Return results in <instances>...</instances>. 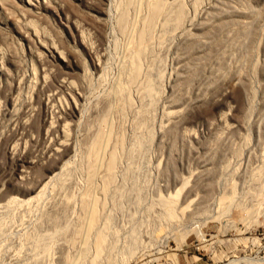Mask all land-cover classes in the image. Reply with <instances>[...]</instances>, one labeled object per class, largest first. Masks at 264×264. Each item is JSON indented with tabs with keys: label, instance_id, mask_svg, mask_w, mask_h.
<instances>
[{
	"label": "rangeland",
	"instance_id": "rangeland-1",
	"mask_svg": "<svg viewBox=\"0 0 264 264\" xmlns=\"http://www.w3.org/2000/svg\"><path fill=\"white\" fill-rule=\"evenodd\" d=\"M128 1L0 0V51L4 55L8 51L16 54L19 62L18 67L14 69L16 77L28 74L32 64L39 67L37 60L35 61L30 54L28 41L23 36V30L27 28L26 22L33 20L35 25L44 29L51 42L58 45L62 40L64 46L75 50L81 64L78 66L75 58L76 60L71 62V67L82 80V84L77 85L82 93L80 101L82 111L78 116L79 122L74 129L75 132H71L79 141L77 143L75 141L74 152L66 162L65 170L56 175V178L54 176L49 179L37 198L29 202L11 203L9 207L0 206V264H65L67 261L66 264L74 262L77 264L83 237L76 241V247L69 246L65 244L67 242L64 232L72 230L80 216L84 218L85 215V221L81 222L84 224L87 222V214L81 215L80 211L84 197L89 198L91 202L95 201L99 206L100 217L97 223L99 228L106 225V218L110 217L108 219L110 228L104 226L106 230L104 233L108 234L106 237L110 238V241L108 240L105 251L98 256L97 264H264V0H224L226 8L229 5L238 13H243L242 19L245 21L251 19L253 11L257 12L259 21L256 24L255 41L253 39L251 43L254 52L248 61L243 56L244 40L241 41L242 35L240 37L241 33L238 30L242 25H239L238 21L236 24L233 20H231L233 23L228 21V25L223 24L221 29L213 33L214 29L210 31L212 35L215 34L212 45L209 46L211 49L208 47L206 53L205 51L204 54L203 51L198 53L202 56L196 54L197 56L184 58L185 48L180 47L173 30L172 32L171 29L162 28L160 17V21H156L158 23L155 24V32L154 30L152 32L154 35L151 34L152 37L147 42L148 53L141 60V75L135 83L129 84L130 87L125 81L124 72L131 56L128 48L133 44L130 42L133 41L131 38L135 40L136 32L141 26L139 22L147 14V9L144 6L145 0H132L128 8L129 26L121 31L118 25L120 13ZM221 1L181 0L188 19H193L196 23L200 21L199 24L211 16V9L215 4L220 6ZM104 8L105 12L102 11ZM220 9L219 12L223 13L225 6L223 8L221 6ZM9 12L17 17L19 20L17 24L13 23ZM67 18H70L69 20L75 18L79 35L75 27L67 23ZM188 24L189 21H186L185 26L191 31L192 26ZM79 38L87 48L81 45ZM206 39L202 35L201 40ZM89 53L99 63L97 68ZM253 66L256 69L254 72L251 69ZM199 70L202 77L199 81H202V84L194 91L189 89L186 92L187 96L206 95L205 106L196 111L197 114L185 113L182 120L177 119L180 125L177 122L178 133L174 135L175 137L166 134L161 139L158 137L159 130L163 123L168 125L165 115L166 109L170 106L168 101H171L168 96L172 99L181 96L183 78ZM237 72L249 73L246 74L252 89L249 101H244L241 89L239 90L237 85H234L236 89L234 86L230 87L233 93L225 104L218 98L213 99L214 95H211V92L205 91L203 84L206 80L212 82L226 73L227 79L229 75ZM147 73H151L149 77L154 85L157 84V88L160 85L158 89L156 88L160 93L157 92L159 97L156 95L158 101L151 111L148 130L138 124V113L144 107H148L147 100L150 99H145L147 96L143 93L144 88L141 89L145 83L147 85ZM153 79L158 82L154 83ZM117 82L122 83L127 90L131 102L121 112L117 110V105L112 103L107 113L108 118L106 116L109 122L102 127L104 131L106 128L113 129L124 138L123 148L119 149L120 159L115 169L113 185L108 194H103L101 181L104 175V160L107 157L106 152L109 151L107 146H110V149L113 142L108 143L103 152L100 151V154L104 155L98 154L100 159L104 160L100 162L102 159L97 156L98 162L96 158L94 165L100 163V166L97 165L96 168L94 166L97 172H93L91 183L90 167L85 157L83 158L81 139L86 127L88 129L90 125V131L97 128L96 107L114 90ZM196 90L200 92L197 93ZM27 91L28 87L23 93ZM202 91L207 94L204 92L203 95ZM49 102L57 103L51 99ZM53 110H56L55 106ZM246 113L249 115L245 116ZM87 121L94 122L90 124ZM6 123L4 120L3 124ZM164 125L163 128L166 127ZM189 130L192 132L191 138L188 135ZM151 133L153 135H150ZM138 140L142 143L136 146L135 142ZM170 164H174L173 169L168 167ZM207 171L211 176L206 173ZM203 176L209 180H204ZM199 180L201 183L210 182L207 184L213 185L206 187L207 185H202ZM204 185L209 188L208 192ZM190 188L193 190L190 191ZM162 198L170 201L162 200L168 203L167 208H173L172 215L165 213L167 205L163 208L165 203L159 201ZM65 203L70 204L66 207ZM55 213L57 217H53ZM85 226L86 224L83 225V230ZM40 242L42 244L46 242L44 244L47 247L40 245ZM44 248L48 250H43ZM62 253L63 255L69 253L71 262L60 260ZM85 256L83 261L81 259V264H96L92 263L95 256L93 249Z\"/></svg>",
	"mask_w": 264,
	"mask_h": 264
},
{
	"label": "bare ground",
	"instance_id": "bare-ground-1",
	"mask_svg": "<svg viewBox=\"0 0 264 264\" xmlns=\"http://www.w3.org/2000/svg\"><path fill=\"white\" fill-rule=\"evenodd\" d=\"M131 1L132 0H129L128 4H126L127 3V1H126L125 4L128 5V7L126 5H124L125 7L123 9H121L122 12L120 13L119 24H118L120 26L121 31L129 24V22H128V20H129L128 14L129 13H128V11L130 12V10L128 8H129L130 4L132 3ZM220 3H221L220 6H216V4L214 3L215 7H213L211 9V16L207 19L204 18L206 20H202L203 21L202 24H199L200 21L198 23H196L193 19H188L187 15H186L187 13L185 11V7H184L183 3L181 2V0H145L144 6L147 9L146 10L147 14L145 16L143 15L144 17H142L141 21H140V19L138 20V21H140L139 23L141 26L139 25L140 28L136 32L137 35L135 36V40L131 38V40H133V41H130V42L133 44H131L129 42L132 46L131 47L129 45V48H128L131 51V56H129V58H130V59L128 58L129 63H128V65H126L128 67L127 68L125 67V69H124L125 70L124 72L126 73L125 81L128 83L127 85L129 86V84L131 85V84L135 83L136 79L139 77V75H141L140 74L142 72L141 71L142 70L141 69V67H142L141 66V60L144 56H146L145 54L148 53L147 51L149 50V46H148L147 42L150 39V37H152L151 34L154 35L152 32H153V30L155 32V29H154V28H156L155 24L158 23L156 21L159 20L160 17H162L161 18L162 19V28L164 30H169V29H171V31L173 30L175 32L173 34H176V38H177V41L179 42L180 47L185 48V51H186L185 56L186 57L182 53L184 58H187L190 56L191 57L197 56L196 54H198L200 52L202 53V51H203V54H204V51L206 53V49H208V47L210 45H212L211 44L212 39H214L213 35L215 36V34L212 35L210 33V31H212L214 29L212 31V33H213L214 31L221 29L223 27V24L228 25L227 23H229L231 20H233V22H235V24L238 21V24L240 23L239 25H242V26L238 27L239 28L238 30H240L239 32L241 33L240 37H241V35L243 37V38L241 37V41L244 40L242 42L243 43V50H242L243 56H245V59L248 61V58H250L254 52L253 46L251 47V43H252L253 39L255 38L254 37L256 35L255 31H257L256 24H258L257 21H259V20H257V17H258L257 12L253 11L252 12L253 16H251V19L245 21V19L244 20L242 19L243 13L242 14L238 13L233 8H231L229 5L226 8V1H224V0H222ZM217 4L219 5V3H217ZM46 5L48 6V3H46ZM142 5H143V3H142ZM230 5H231V3H230ZM135 6H136V4H135ZM221 6H222V8H223V6H225L223 13H222V11L219 12L221 10L220 9ZM102 11L105 12V8ZM9 13L11 14L9 16L11 17L13 23L17 24V21H19L17 19V17H15V15H13L12 12H9ZM246 14H245V16L248 15V14L247 15ZM40 19H42V17ZM69 19L70 18H67V23H71V25L73 27H75V29L77 30V34L79 35V31H78L79 28L77 25V21L75 20V18H72L71 20H69ZM186 21H189L190 26H192V27H190L191 31L186 28V26H185ZM131 22H132V20H131ZM243 22L245 24L248 23V25L247 24L243 25ZM34 23H35V21H33V20H29L28 22H26L27 28H25L23 30V36L28 41V43L30 45V47H29L30 48V54L35 58V61L37 60V63H39V67L36 64H32L31 69L29 70L28 74H24L21 77H20V75H18L16 77L14 74V69L17 68L19 65V62L17 61V58H16L17 56H15L16 54L14 52L8 51V53L6 55H4L0 51V206H2V207L3 206L9 207V205H11V203L15 204V203H20V202H22V203L27 202V201L29 202L33 198H35L37 195L39 196L40 191L42 190V188L45 185L48 184L49 179H51L54 176L56 178V175H58L62 170H65L64 166L67 165L66 162L68 161V159L71 157V155L74 152V148L76 146L75 141H76V143L79 141V140L77 141L75 139L76 137L74 135H72L71 132L74 131L75 127L77 126V124L79 122L78 116L82 111L81 106H80L81 105L80 101H82L81 88L80 87L77 88L78 84H82V80H81L80 75L77 73V71L71 67V62L75 58L77 59V62L79 64L78 66H80L81 62L78 59V56H77L74 49H72L68 46H64L61 39H60L61 44H58V45H57V43L55 44L54 42H51L49 40V38L47 37V34L44 31V29L42 27H38ZM165 33H167V31H165ZM202 35H203V37H205V39L207 38L205 41L201 40ZM216 37H218V36H216ZM79 39H80L79 42L81 43V45L84 48H87L85 43L82 41V39L81 38H79ZM157 40L159 42L158 38H157ZM215 40H216V38H215ZM254 41H255V39H254ZM160 42H162V41H160ZM217 42H219V40ZM176 45H177V43H176ZM220 46H221V44H220ZM223 46H224V43H223ZM177 47H179V46H177ZM218 47H219V45H218ZM209 49H211V48L209 47ZM177 50H178V48H177ZM185 51H182V52H185ZM89 55L91 56V58L93 60L94 66L97 68L99 63L97 62L96 58L91 53H89ZM175 55H177V53ZM199 55H201V54H198V56ZM194 59L195 58H193V60ZM243 59H244V57H243ZM189 60H191V59H189ZM254 66H253V68L251 67L253 72H254V70L256 71V69H254ZM148 67H150V65ZM259 69H260V67H259ZM152 71L150 70V72H152ZM237 71H239V70H237ZM263 71H264V69H263ZM241 72H243V71H241ZM248 72H250V71H248ZM192 73L189 74L190 76L186 75L182 80L181 86H183V87L181 89H183V90L180 94L181 96L178 97L176 95L178 98H173V99L171 98V96L170 97L168 96L169 100H171V101H168V102H170L169 103L170 106L167 105L168 108L166 109V112H165V115L167 116V120H168V122H166V123H168V125L167 124L164 125V123H163V125L166 127L163 128V125L161 126L159 133H158V137H160L161 139L163 137H165L166 134H170L173 136L176 135L178 133L177 132L178 128L176 129V125L178 122L177 119L182 120L183 115L185 113L186 114L187 113L190 114L191 112L195 113L196 111L201 109L206 104V102H205V96L206 95L204 97L201 94L200 95L196 94L194 96L193 95L187 96V93H188V92H186L187 90L189 91V89H191V91L192 90L194 91V89H197L202 84L201 83L202 81H199L202 78L200 75L201 71L199 70V71L195 72L194 74H192ZM150 74L147 75L148 77L146 76L148 78L147 79V81H148L147 85L145 83V85H143V87H141V89L144 88V89H142V90H144V92L143 91L142 92L144 93V95L147 96V97L144 96L145 99L150 98L149 99L150 101L147 100V102L149 103V104L147 103L148 107H144V108L142 107L143 109L140 110V112L138 113V124L140 126H143V127L145 126L147 128V130L150 128L149 127V124H150L149 119L151 118V116H150L151 111L153 110L155 103L158 101V100H156V99H158L156 96V95H158L157 92L160 93V91L157 90L160 85L157 88L156 87L157 84L154 85L152 83L151 78H150L151 77ZM226 74H224V75L222 74L220 77H217L212 82L210 80H206V82L204 81L206 83L205 84L203 82L204 83L203 85H205L204 86L205 91L211 92V95H214L213 99L218 98L222 104H225L224 102L227 100L228 97H231V94L233 93V92L231 93L230 87L237 85V87L239 86L238 87L239 90L241 89V93L243 95L244 101H246V102H247V100L249 101L250 97H252L251 96L252 95L251 85L249 83L248 77L246 76V74H249V73H246V72L242 73V74L241 73L238 74V72L232 73L231 75H229V77L227 79L225 76ZM152 76H154V75H152ZM179 81L181 82V79ZM153 82L156 83V82H158V80L154 81V79H153ZM124 86H125V84H124ZM128 86H126V89H128ZM144 86H146V87H144ZM27 87H28V91L23 93V91ZM235 87L236 86H234V88ZM113 89L114 90L112 92H110V94L108 93V95L105 97V99H103V101L101 102L100 105L96 104V105H98V107H96L97 115L95 118L97 128L95 130L90 131V128H89L90 125H89L88 129L86 127V131H85L84 136L83 137L81 136L82 139L79 137L81 139V148L84 151V152H82V154L84 153L83 158L85 157V160L89 164L88 166L90 167V171L89 170L88 171H89V180L91 183L93 181V172H97L96 171L97 169H95L96 166L97 165H98L97 167L100 166L99 165L100 163L96 164V166L94 165L95 164L94 162H95L97 156H99L98 154H100V151L103 152V150L106 149V145H108V143H110L111 141L113 142V145L111 146L110 149H109L110 146L109 147L107 146L109 151H107V152L105 151L107 153V155H105V156H107L106 159L104 160L101 158L102 159L101 160L100 156H99V159L101 160V161L100 160L99 161L102 162L104 160V162H105L104 163V175L102 174L103 178L101 181L102 182L101 183L102 184L101 191L103 194H105V193L108 194V192L110 191L111 185H113L112 182L114 181L113 178H114V174H115V169H116L118 161L120 159L119 158V149L123 148L124 138L122 137V134L120 135L117 132L115 133V131H113V129L107 130V128L105 127L106 131H107V133H106V131H104L105 129H103L102 127L105 123L107 124L109 122V120H106V119L108 118L107 113L111 109L112 103H115L117 105V110L121 112V111L125 110L126 107L130 105V102H131L130 97L128 96L127 90H125L122 83L119 82L115 86V88H113ZM201 90H202V88H201ZM179 91H181V90H179ZM205 91H202L203 95L206 93ZM174 92H175V90H174ZM198 92H200V91L198 90L197 93ZM161 94H162V91H161ZM158 97H159V95H158ZM50 99L57 101V103L53 104V103L49 102ZM210 99H211V97H210ZM53 106H55V108H56L55 111L53 110ZM247 109H249V108H247ZM247 111H249V110H247ZM196 114H197V112H196ZM246 115H249V114L246 113L245 116ZM88 116H91V115H88ZM106 116H107V118H106ZM109 117H110V115H109ZM4 120L7 122L6 124H3ZM90 122L92 123L94 121H90ZM90 122H88V123H90ZM180 123H182V121H180ZM84 124H86V123H84ZM178 124H179V122H178ZM93 126L94 125H92L91 127H93ZM2 127H4V129H2ZM111 127H113V126H111ZM84 129H85V126H84ZM191 133H192L191 130H189L188 131L189 137L192 135ZM150 135H153V134L151 133ZM185 135H187V133ZM135 143H136V146L137 145L139 146V145H141L142 142H141V140H138ZM102 155H104V154L102 153ZM71 162H73V161H71ZM97 162H98V158H97ZM203 164H205V163H203ZM94 166H95V168H94ZM173 166H174V164L168 165V167L170 169L171 168L173 169L174 168ZM206 173H208V171ZM208 174H209V176H211L210 173H208ZM94 177H96V176H94ZM207 177H208V175H207ZM207 177H206V179H208ZM199 178H201V177H199ZM203 178H204V176H203ZM212 178H213V175H212ZM206 179L204 178V180H206ZM63 181H64V179H63ZM199 183H201L200 180H199ZM207 183H210V182H206V183L202 182L201 184L202 185L206 184L207 185L206 187H208L209 185H213V184L208 185ZM204 187H205V185H204ZM192 190L193 189L190 188V191H192ZM205 190L208 192L209 188H206ZM206 191H204V192H206ZM203 197H204V195H203ZM163 199L164 198H162L159 201H161V202H164L165 200L167 201L169 199V197H168V199H164V201H162ZM167 202H164L165 204L162 203L163 208H164V206H166L168 204ZM174 203H173V205H174ZM69 204L65 203L66 207ZM112 205H113V203H112ZM168 206L169 205L166 206V210L164 209L165 213L168 212V214L171 213L169 215H172L173 214V210H172L173 208L172 207H171L172 209H170V207L167 208ZM170 206H172V205H170ZM8 207H6V208H8ZM98 207L99 206L95 201L91 202L89 198L85 199V197H84L80 211L82 213L81 215L87 214V216H88L87 222L85 223L86 224L85 229L83 230V228H82L83 225H85L84 222H81L85 218V215H84V218H83V216L82 217L80 216V218L78 219L79 221H77L78 223L76 222L77 225L75 227H73L72 230H69L68 231L69 233L64 232V234L66 235V242H67L65 244H67L69 246L74 247V245L76 244V241L79 240V237H81V236L83 237V241H82L83 246H81L82 248H80L81 251H80V256L78 258L79 261L77 264H81V262L86 257L85 255L89 252L90 249H93L95 252L94 258L91 256L93 258L92 263H96V261L99 260L98 256H100L101 253H103V251H105L106 247H108V240L110 238L106 237L108 234L105 235L104 231L106 232V230H105L104 226L110 228L109 227L110 225L108 223V222H110V221H108V219L110 217L106 218L107 219V222H105L106 225H104L103 227L100 226L104 230L99 228L97 226V223H98V220L100 217V214H99L100 212L98 213ZM47 212H49V211H47ZM189 213H191V212H189ZM219 213H218V215H219ZM56 215L57 214L55 213V215L53 217H57ZM167 218H169V217H167ZM52 219H55V218H52ZM81 223H83V224H81ZM137 227H138V225H137ZM108 228H107V230H109ZM54 234H53V236H54ZM110 235H112V234L110 233ZM82 237H81V239H82ZM46 242H44V243H46ZM61 242H62V240H61ZM44 243L43 244L41 243L40 245L45 247ZM46 247H47V245H46ZM75 247H76V245H75ZM45 248L43 250H48ZM78 248H79V246H78ZM74 249L75 248H73V250ZM50 250H51V248H50ZM63 253H64V251H63ZM63 253H62V256L60 257V260L62 259V261H67V260H69V258H71L68 256V255H70L69 253L68 254L65 253L64 255H63ZM81 259H82V261H81ZM70 260H69V262H71ZM72 263H73V261H72Z\"/></svg>",
	"mask_w": 264,
	"mask_h": 264
}]
</instances>
